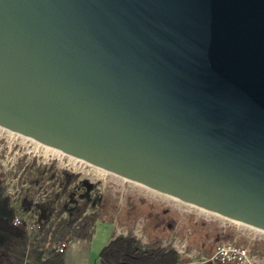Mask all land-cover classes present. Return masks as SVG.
Returning <instances> with one entry per match:
<instances>
[{
  "label": "water",
  "instance_id": "1",
  "mask_svg": "<svg viewBox=\"0 0 264 264\" xmlns=\"http://www.w3.org/2000/svg\"><path fill=\"white\" fill-rule=\"evenodd\" d=\"M0 126L264 232V0H0Z\"/></svg>",
  "mask_w": 264,
  "mask_h": 264
},
{
  "label": "rangeland",
  "instance_id": "2",
  "mask_svg": "<svg viewBox=\"0 0 264 264\" xmlns=\"http://www.w3.org/2000/svg\"><path fill=\"white\" fill-rule=\"evenodd\" d=\"M67 156L52 155L0 127V209L6 215L0 219V242L20 263L36 264L58 243L68 246L74 237L51 242L52 234L84 204L93 249L131 235L144 249L156 244L174 249L179 264H210L205 260L217 244L234 241L264 262L263 232Z\"/></svg>",
  "mask_w": 264,
  "mask_h": 264
},
{
  "label": "trees",
  "instance_id": "3",
  "mask_svg": "<svg viewBox=\"0 0 264 264\" xmlns=\"http://www.w3.org/2000/svg\"><path fill=\"white\" fill-rule=\"evenodd\" d=\"M85 206L86 204L71 212L61 229L52 234L51 242L64 241L68 235L77 239L89 240L91 238L88 230L92 220L87 216L82 217ZM104 206L101 204L100 207ZM79 218V225H75ZM91 219L94 218L91 217ZM65 251L66 248L60 252L49 249L40 264H64ZM98 258L100 264H179V254L174 249L163 248L159 244L144 249L140 242L131 235L113 237L99 251Z\"/></svg>",
  "mask_w": 264,
  "mask_h": 264
},
{
  "label": "crops",
  "instance_id": "4",
  "mask_svg": "<svg viewBox=\"0 0 264 264\" xmlns=\"http://www.w3.org/2000/svg\"><path fill=\"white\" fill-rule=\"evenodd\" d=\"M111 239L106 240L104 245L97 244L93 249V235L89 240L75 238L66 248L64 264H100L98 258L99 251ZM3 246V243L0 242V264H24L23 262L20 263L19 260H15L13 254V256L11 254H8V256V251L6 252ZM1 257L5 258L1 259ZM45 257L41 258L36 264H40Z\"/></svg>",
  "mask_w": 264,
  "mask_h": 264
},
{
  "label": "built area",
  "instance_id": "5",
  "mask_svg": "<svg viewBox=\"0 0 264 264\" xmlns=\"http://www.w3.org/2000/svg\"><path fill=\"white\" fill-rule=\"evenodd\" d=\"M12 224L14 226L20 224V220L17 216L13 218ZM66 246L65 242H61L55 245L53 250L60 252L63 251ZM205 262L210 264H264V262L258 260L247 247L238 245L234 241L217 244Z\"/></svg>",
  "mask_w": 264,
  "mask_h": 264
},
{
  "label": "bare ground",
  "instance_id": "6",
  "mask_svg": "<svg viewBox=\"0 0 264 264\" xmlns=\"http://www.w3.org/2000/svg\"><path fill=\"white\" fill-rule=\"evenodd\" d=\"M1 127V126H0ZM1 128H3V127H1ZM3 129H5V128H3ZM6 130H8V129H6ZM10 131V130H9ZM12 132V131H11ZM24 137V136H23ZM25 138V137H24ZM27 138V137H26ZM33 140V139H32ZM35 141V140H34ZM36 142V144H38V146L40 145L42 148H44V149H46V150H48L49 152H51L52 153V155H55V156H57V157H60V156H67L65 153H63V152H61L60 150H58V149H56V148H53V147H50V146H47V145H44V144H41V143H39V142H37V141H35ZM70 160H72V161H78V162H83L84 163V161H82V160H80V159H77V158H74V157H72V156H67ZM69 160V161H70ZM91 165V164H90ZM75 166V165H74ZM93 166V165H92ZM95 168H97V169H99L101 172H106L105 170H102V169H100V168H98V167H95ZM135 183V182H134ZM135 184H138V183H135ZM138 185H140L141 186V184H138ZM143 186V185H142ZM146 187V186H145ZM148 188V187H147ZM150 189V188H149ZM171 197V196H170ZM171 198H173V197H171ZM173 199H175V198H173ZM178 200V199H177ZM180 201V200H179ZM199 208V207H198ZM200 210H202L203 212H207V213H211V212H209V211H206V210H204V209H202V208H199ZM252 228V227H251ZM254 229V228H253ZM255 230H257V229H255ZM257 231H260V230H257ZM260 232H263V231H260ZM264 233V232H263Z\"/></svg>",
  "mask_w": 264,
  "mask_h": 264
},
{
  "label": "flooded vegetation",
  "instance_id": "7",
  "mask_svg": "<svg viewBox=\"0 0 264 264\" xmlns=\"http://www.w3.org/2000/svg\"><path fill=\"white\" fill-rule=\"evenodd\" d=\"M6 217V215H4V212H2V210L0 209V219H4Z\"/></svg>",
  "mask_w": 264,
  "mask_h": 264
}]
</instances>
